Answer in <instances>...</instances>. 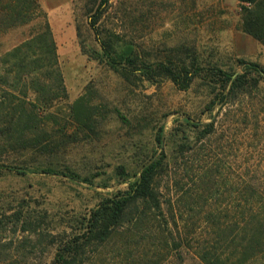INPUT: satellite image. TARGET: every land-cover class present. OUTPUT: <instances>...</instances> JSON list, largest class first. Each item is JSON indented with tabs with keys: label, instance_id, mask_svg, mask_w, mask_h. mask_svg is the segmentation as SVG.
<instances>
[{
	"label": "rangeland",
	"instance_id": "1",
	"mask_svg": "<svg viewBox=\"0 0 264 264\" xmlns=\"http://www.w3.org/2000/svg\"><path fill=\"white\" fill-rule=\"evenodd\" d=\"M36 1L48 22L45 7L62 6L50 17L57 20L53 36L67 99L50 110L55 118L46 123L58 149L45 153L13 139L0 144V264H54L57 235L82 228L96 205L126 190L144 162L161 157L169 162L158 181L169 227L160 219L143 223L133 236L119 234L89 254L88 264H204L201 248L214 246L221 254L230 246L226 255L232 253L233 220L207 216L232 208L245 187L264 192V74L251 75L246 94L209 110L213 90L201 79L181 91L170 80L121 78L89 24L98 0ZM111 3L99 31L118 34L121 43L132 42L151 59L186 44L230 73L246 70L241 61L254 63L236 48L247 34L237 30L234 0ZM223 4L228 12L218 15ZM222 19L228 27L219 31ZM41 21L0 31V54L28 39ZM87 117L91 122H82ZM206 166L211 169L204 175ZM49 167L58 173L42 171ZM169 229L173 239L184 241L177 250Z\"/></svg>",
	"mask_w": 264,
	"mask_h": 264
},
{
	"label": "trees",
	"instance_id": "2",
	"mask_svg": "<svg viewBox=\"0 0 264 264\" xmlns=\"http://www.w3.org/2000/svg\"><path fill=\"white\" fill-rule=\"evenodd\" d=\"M98 1L93 21L89 24L107 63L127 82L135 79L152 83L170 80L179 90L186 91L195 80L201 79L213 90V98L208 104V109L213 110L224 105L230 97L246 94L247 88L251 87V75L255 72L264 74L260 64L243 61L241 63L246 66L243 73H230L217 63L205 62L200 58L197 47L186 44L169 48L164 59H151L148 53L137 50L132 42L121 43L118 34L104 36L99 31L98 21L113 5L111 0ZM39 6L36 0H0V31L43 19L28 39L0 54V144L6 146L13 139L22 146L30 145L49 153L54 145L58 149V144L47 131L46 123L55 118L50 110L67 99V90L53 32L46 13L39 10ZM221 7L218 15L226 14L229 6L223 4ZM234 7L239 19L237 30L264 42V0H234ZM227 27L226 19H222L218 30ZM82 122L88 123L91 119L87 117ZM158 140L161 145L162 138ZM177 147L179 153L184 151L182 144ZM168 168L166 158L144 162L138 178L126 190L96 205L85 217L82 228L57 235L54 264H88L89 254L98 253L119 234L133 236L143 223L160 219L159 222L164 220L169 227L158 183ZM210 169L211 166H206L202 173L205 175ZM42 171L58 173L50 167L42 168ZM232 201L235 203L232 208L227 206L219 211H210L207 218L212 221L223 219L225 223L233 220L237 244L227 255L230 246L221 254H215L218 248L214 246L201 248L202 262L264 264V192L245 187L237 191ZM167 232L171 236L172 229ZM171 239L174 250L183 245L182 238L176 241L171 236ZM231 257L235 261L232 262Z\"/></svg>",
	"mask_w": 264,
	"mask_h": 264
},
{
	"label": "crops",
	"instance_id": "3",
	"mask_svg": "<svg viewBox=\"0 0 264 264\" xmlns=\"http://www.w3.org/2000/svg\"><path fill=\"white\" fill-rule=\"evenodd\" d=\"M43 2V0H41ZM44 4V3H43ZM60 4V3H59ZM45 6V5H44ZM46 12H49V23L52 29V32L56 38V32H55V22L57 20L52 19L50 15L53 13V11L60 10L61 7H57L56 9L49 10L47 7ZM51 13V14H50ZM236 48L239 51V54L245 56L248 60L254 63H258L261 66H264V44L256 40L255 38L249 36V35H243L240 36L236 41Z\"/></svg>",
	"mask_w": 264,
	"mask_h": 264
}]
</instances>
